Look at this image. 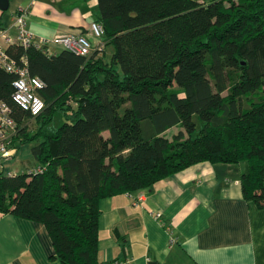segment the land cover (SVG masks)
Returning a JSON list of instances; mask_svg holds the SVG:
<instances>
[{
	"label": "trees",
	"instance_id": "16d2710c",
	"mask_svg": "<svg viewBox=\"0 0 264 264\" xmlns=\"http://www.w3.org/2000/svg\"><path fill=\"white\" fill-rule=\"evenodd\" d=\"M97 1L107 50L7 48L44 82L45 108L14 103L16 76L0 68L12 148L32 144L39 168L0 173V213L43 224L60 264H102L100 201L194 165L246 163L243 196L264 209V0Z\"/></svg>",
	"mask_w": 264,
	"mask_h": 264
},
{
	"label": "crops",
	"instance_id": "0c3cea01",
	"mask_svg": "<svg viewBox=\"0 0 264 264\" xmlns=\"http://www.w3.org/2000/svg\"><path fill=\"white\" fill-rule=\"evenodd\" d=\"M11 0L0 9V27H13L14 13L29 8L28 29L37 38L87 33L98 13L96 0ZM50 54L64 50L50 45ZM107 50V47H106ZM108 53V52H107ZM14 141V142H13ZM15 135L11 147L16 146ZM5 176L38 168L32 144L12 148ZM20 164V165H19ZM244 167L204 162L156 184L151 190L103 198L99 220L102 264H264V209L243 196ZM46 227L0 213V264H60Z\"/></svg>",
	"mask_w": 264,
	"mask_h": 264
},
{
	"label": "built area",
	"instance_id": "2783aa9c",
	"mask_svg": "<svg viewBox=\"0 0 264 264\" xmlns=\"http://www.w3.org/2000/svg\"><path fill=\"white\" fill-rule=\"evenodd\" d=\"M36 0L32 2L34 4ZM29 8L18 9L13 16V27L17 31L14 37L10 29L0 27V68L5 72L14 74L12 100L22 110L29 112L32 116H38L45 108L44 101L39 92L44 88V82L35 76H31L28 60L22 58L17 63L7 52V48L13 45L22 46L24 49L44 46L58 45L65 50L79 56L89 57L95 52H103L106 48L105 30L101 23L91 22L87 33L57 35L53 39L37 38L28 29ZM49 51V50H48ZM50 54V52H49ZM17 132V125L12 118V109L3 100H0V173H6L4 161L12 157L11 138ZM39 168L28 174L37 173ZM16 176V175H12ZM130 196V193H127ZM147 264L149 259H146ZM113 264H130L129 262H115Z\"/></svg>",
	"mask_w": 264,
	"mask_h": 264
},
{
	"label": "rangeland",
	"instance_id": "374dc122",
	"mask_svg": "<svg viewBox=\"0 0 264 264\" xmlns=\"http://www.w3.org/2000/svg\"><path fill=\"white\" fill-rule=\"evenodd\" d=\"M96 2H98L96 0ZM49 3H51V5H53L57 10H63L64 7L67 5V1L65 0H49ZM227 94V93H225ZM65 118L63 116V112L61 110L57 111L54 119L52 120L51 124H49L48 129L51 132H55L59 129V127L63 124ZM27 127L29 130H32L31 132H35V130H37V126L38 124L35 122V120H29L28 123H26ZM172 132V131H171ZM173 132H177V129H174ZM20 165V164H19ZM247 164L246 163H242L239 165H233L234 167L236 166H242L245 168Z\"/></svg>",
	"mask_w": 264,
	"mask_h": 264
},
{
	"label": "water",
	"instance_id": "95a60500",
	"mask_svg": "<svg viewBox=\"0 0 264 264\" xmlns=\"http://www.w3.org/2000/svg\"><path fill=\"white\" fill-rule=\"evenodd\" d=\"M11 0H0V9L2 11L9 10Z\"/></svg>",
	"mask_w": 264,
	"mask_h": 264
}]
</instances>
